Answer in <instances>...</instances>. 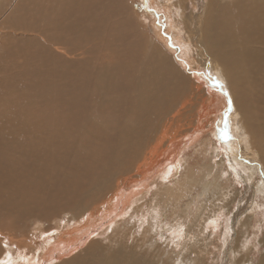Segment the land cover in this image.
<instances>
[{
  "label": "bare ground",
  "instance_id": "6f19581e",
  "mask_svg": "<svg viewBox=\"0 0 264 264\" xmlns=\"http://www.w3.org/2000/svg\"><path fill=\"white\" fill-rule=\"evenodd\" d=\"M110 1L29 0V14L35 23V31L42 35L47 51L56 50L59 60L58 82L54 89L45 90V101L49 105H56L62 113L93 122L96 128L111 136L107 145L109 152L103 172L94 177H91L90 170L82 174L87 178V187L91 191L98 188L95 202L90 205L89 210L84 212L86 199L79 205L75 202L77 198H80V194L84 193L79 191L78 195H75L76 197L68 203L73 209L70 212H76L73 215H87L83 220L74 222L71 217L70 221L66 220L64 224L60 222L58 237L54 238L58 242L45 236V245L39 247V250H43L58 244L59 247L55 248L56 263L63 261L66 255L69 257L76 249L85 247L89 252L91 242L99 233L98 228L101 226L106 227L104 230L115 226L116 229L114 228L112 233L123 227L121 232L125 235L124 238L145 226L148 232H155L157 238L170 240L167 239L170 236L166 234H171L173 231L163 228L167 222L170 223V211L167 213L163 211L178 203V198L181 197L173 196L175 203L167 205L163 202V196L160 200L161 212L156 216L152 213V206L146 203L141 204V201L147 198L146 192L149 189L147 186L156 174L165 172L167 165L177 168L176 155L194 147L197 137L209 131L213 133V130L217 128L216 124L224 115V108L228 102L232 104V111L227 113L226 120L223 117L225 124L227 121L231 133L238 130L237 135L240 136L244 147L251 149L253 153L257 150L264 163L262 121L264 120V0H175L174 7H170L163 0H148L153 10V13L151 12L153 21L156 19L159 21L162 16H165L173 38L171 45L176 44L182 51L183 57L186 56L185 50L196 52L197 59L196 57L194 59L196 67L200 66L201 60L212 74V78L222 79L223 88L224 83L227 84L230 97L223 89L216 90L209 84L206 86L208 81L204 76L188 74L177 64L166 47V38L156 21L154 23L158 27L155 28V26L152 30L154 36L158 38L153 37L154 39L151 38L149 42L143 38L144 25L140 23L138 13L128 17L118 9L121 7L120 0L116 1L115 6ZM190 2L192 8H189ZM204 4L206 8L201 12ZM98 8L108 9L112 13L114 8H117L118 11H116L122 15L128 30L133 31L134 37L132 38L126 32L115 30V44L111 45L108 56L110 64L106 69L96 67L94 63L91 66L84 64L85 67H83L81 58L74 63L65 62V65H62L61 61L64 59L60 54L80 56L82 51L79 52V50L83 48L85 42L83 35L75 30L64 29L73 28L68 19V13L77 12L78 23L82 26L87 22L83 31L88 33L97 30L93 22L98 23L97 21L101 20ZM195 8L196 12H194ZM132 12L135 11L132 9ZM174 17H177L176 20L172 19ZM22 28L24 26L19 27V29ZM183 32H185L184 36ZM100 37L101 35L96 36L92 41ZM185 58L187 59V56ZM116 71H120L121 74L118 75ZM209 87L211 91L208 90ZM228 138L230 137L227 136L226 139ZM230 148L234 149L232 146ZM249 165L245 168V172L252 174L253 166ZM186 177L187 183L183 184L182 190L196 180L192 176V171L190 174L187 172ZM219 179L221 175L213 176L208 186H214ZM106 180H111V183L103 191L99 187H105ZM94 182H97L95 187ZM72 184L77 185L78 182L74 181ZM165 191L168 189L164 188V193ZM85 193L87 194L85 198L90 197L87 191ZM59 194L63 195L64 192ZM52 198L48 201H52ZM213 199L216 200L217 207L224 209L227 206L218 202L223 199L220 200L216 196H213ZM230 199L231 197L228 200ZM33 202H35L33 204L35 209H42V200L36 197ZM130 206L135 208L132 213L128 209ZM206 208L214 213L220 210L213 206ZM140 209L145 211L141 212ZM140 212L142 219L136 224L135 218ZM226 213L222 214V216L225 214V218L228 215ZM124 214L129 216L122 221L117 220ZM206 218L204 225L209 217ZM48 222L45 230L54 226L50 220ZM204 225L199 230L200 234L202 230H208ZM219 226L216 223L211 224L213 228L218 229ZM128 229L132 232L127 233ZM175 231L180 232L178 229ZM146 233L147 231H143L144 235ZM54 234H57V230H54ZM194 234L188 226L187 229L185 228L182 239H173V235L170 242L168 241L173 252L177 251L183 256L181 264H199V262L204 264V251L208 254L210 250L208 246L211 243L217 244V241H209L205 245H195ZM21 235L23 237V234ZM16 236H19L18 232L11 235L10 240L20 247L18 249L20 252L27 242ZM148 241L154 244L151 239ZM239 243L240 238L237 237V251L234 252V258L242 252L244 243L246 246V242H242L241 245ZM157 245L158 243L155 246ZM66 248L69 250L64 251ZM4 250L0 246V256ZM148 250L149 248L145 250V255ZM52 251V249L47 250L48 253ZM124 252L123 256L119 255L117 261L110 259L104 261V264H117L119 261L122 262L123 258L124 261L121 264H143L142 256L134 250L125 249ZM169 254L172 253L168 252L167 257L170 256ZM80 256L82 257V254ZM18 259L22 263L25 262L24 259ZM97 262V259H91V261L83 259L81 264H98ZM230 262L235 264L233 259H230ZM261 264H264V256Z\"/></svg>",
  "mask_w": 264,
  "mask_h": 264
},
{
  "label": "rangeland",
  "instance_id": "374dc122",
  "mask_svg": "<svg viewBox=\"0 0 264 264\" xmlns=\"http://www.w3.org/2000/svg\"><path fill=\"white\" fill-rule=\"evenodd\" d=\"M116 1L111 0L110 3L115 6ZM163 1L170 7H174L175 0ZM29 4V0H0V246L5 249L0 256V261L6 260L10 254L12 264H48L49 262L53 264L57 261L55 248L59 245L54 244L43 250H39V247L45 245V236L56 240L54 238L58 237L60 222L64 224L66 220L70 221L71 217L74 222L83 220L87 215H73L76 212H70L73 209L68 203L76 197L75 195H78L79 191L84 193L80 194V198H77L75 202L79 205L86 199L84 212L89 210L90 205L95 202L98 188L91 191L87 187V178L82 174L90 170L91 177H94L103 172L109 152L107 145L111 136L96 128L93 122L62 113L56 105H49L45 101V90L54 89L58 82L59 60L56 50L47 51L42 35L35 31V23L29 14ZM120 4L121 7L118 9L124 15L132 17V14L138 13L140 23L145 26L142 28L145 32L143 35L145 40L151 42V38L157 39L152 28L159 26L166 38L168 45L166 47L177 64L188 74L204 76L208 81L206 86L209 84L216 90L223 89L230 97L227 84L224 83L223 88L222 79L212 78V74L201 60L200 66L196 67L194 64L195 57L197 59L196 52L185 50L186 59L176 44L171 45L173 38L165 16H162L159 21L155 20L157 26L151 19L153 10L148 0H120ZM189 8H192L191 2ZM205 8L206 4L203 5V9L201 7V12ZM132 9L135 12H132ZM97 10L101 13V20L97 21L98 23L93 22L97 30L88 33L83 31L87 22L81 26L77 21L78 13L74 11L68 13V19L73 28L64 29L75 30L83 35L85 42L83 48L79 50V52L82 51L80 56L61 53L60 56L64 59L61 61L62 65H65V62L74 63L81 58L83 67L94 63L96 67L106 69L110 64L108 56L111 45L115 44V30L126 32L132 38L134 37L133 31L128 30V25L122 15L118 14L117 8H114L113 13L108 9L98 8ZM196 11L195 8L194 12ZM176 18L172 19L176 20ZM23 26L24 28L19 29ZM100 35L99 39L92 41L94 37ZM182 35L184 36L185 32ZM115 47L118 48L116 45ZM116 72L118 75L121 74L120 71ZM208 90L211 91V88L209 87ZM254 98L257 99L256 96ZM231 111L232 104L228 102L224 108V120L228 118L227 113ZM223 117L216 124L217 128L213 130V133L208 130L209 132L203 136L197 137L194 147L176 155L177 168L167 165L164 173L155 175L150 186H147L149 187L146 192L147 198L142 200L141 204L146 203L152 206V213L157 216L162 209L160 200L163 196V202L167 205L175 203L173 196L181 197L178 198V203L163 211V213L170 211V223L167 222L163 228L164 230L169 228L168 230L173 231L174 234L175 230L180 231L176 233L177 235L166 234L170 236L167 238L170 240L173 235V239H182L185 228L189 226L195 233L193 236L195 245L217 241V244L211 243L208 246L210 249L208 254L204 251V264H231L230 259L235 260V264H261L264 256V242H262L264 239V163L257 150L253 153L251 149L244 147L240 136L237 135L238 130L231 133ZM262 121L264 126V120ZM225 136L230 138L226 139ZM230 146L234 149L231 150ZM249 164L253 166L252 174L245 172ZM196 168L200 170L197 171ZM191 171L196 180L182 190L181 187L187 183L186 173L190 174ZM217 174L221 175V179L217 181V184L209 187L208 184ZM74 181L78 184H72ZM110 183L111 180H106L105 187L99 188L104 191ZM96 185L97 182H94V187ZM164 188L168 189L165 193ZM86 191L90 194L88 198H85ZM60 192L64 194L60 195ZM213 196L223 199L218 202L227 206L224 209L217 207ZM36 197L43 201V210L33 207ZM51 197H53L52 201H48ZM229 197L232 201L228 200ZM212 206L220 210L214 213L206 208ZM128 209L132 213L135 208L130 206ZM140 211L143 212L145 209ZM228 211L230 212L226 213ZM141 212L135 218L136 224L141 222ZM223 213L228 214L227 218L224 217L225 214L222 216ZM128 216L124 214L117 220L122 221ZM207 216L209 219L204 225ZM49 220L54 226L45 230ZM212 223L219 224V228H213L214 225L211 227ZM203 225L208 230H202L200 234L199 230L203 228ZM111 228L108 230H104L106 229L104 226L98 228L99 233L93 238L89 252L85 247L76 249L69 257L64 256L63 261L56 264H81L83 259L84 261L97 259L98 264H104V261L110 259L117 261L119 255L125 254V249H132L141 255L143 264L148 262L181 264L183 260L182 255L171 249L170 240L168 242L164 238H157L155 232H148L145 226L138 228L133 234L128 229L127 233L131 234L127 238H124L125 235L121 232L123 227L114 233L112 230L115 226ZM54 230H57V234H54ZM143 231H147L146 235ZM16 232L19 234L16 237L27 242L20 252H18L20 247L10 240V236L15 235ZM208 234L210 239L206 240ZM237 237L240 238L239 244L246 242V246L244 243L242 252L234 258V252L237 251ZM149 239L158 245L149 243ZM148 248L145 255V250ZM50 249L53 251L48 253L47 250ZM67 250L69 248L64 249V251ZM168 252L172 253L168 256L170 259L167 257ZM18 258L24 259L25 262L22 263ZM122 262L119 261L117 264Z\"/></svg>",
  "mask_w": 264,
  "mask_h": 264
},
{
  "label": "snow or ice",
  "instance_id": "6c2138e0",
  "mask_svg": "<svg viewBox=\"0 0 264 264\" xmlns=\"http://www.w3.org/2000/svg\"><path fill=\"white\" fill-rule=\"evenodd\" d=\"M5 247H7V244H5ZM0 264H12L11 255L9 254L6 260L0 261Z\"/></svg>",
  "mask_w": 264,
  "mask_h": 264
},
{
  "label": "crops",
  "instance_id": "0c3cea01",
  "mask_svg": "<svg viewBox=\"0 0 264 264\" xmlns=\"http://www.w3.org/2000/svg\"><path fill=\"white\" fill-rule=\"evenodd\" d=\"M210 200V199H209Z\"/></svg>",
  "mask_w": 264,
  "mask_h": 264
}]
</instances>
